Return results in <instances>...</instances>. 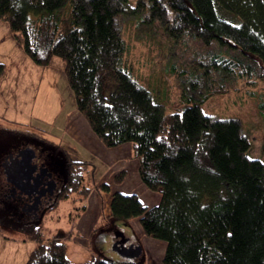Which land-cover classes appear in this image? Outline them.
<instances>
[{
  "label": "trees",
  "instance_id": "obj_1",
  "mask_svg": "<svg viewBox=\"0 0 264 264\" xmlns=\"http://www.w3.org/2000/svg\"><path fill=\"white\" fill-rule=\"evenodd\" d=\"M67 2L72 16L65 31L58 10ZM128 6L129 0H0V17L36 63L47 65L56 55L63 59L77 108L92 130L109 146L131 142L142 182L160 190L153 206L137 193L114 191L108 221L138 216L146 234L166 240L164 264H264V161L247 155L250 143L238 120L213 118L195 100L165 112L138 84L122 61L121 16ZM136 9H147L149 20L160 22L172 37L188 35L206 46H226L227 53L207 50L218 73L248 84L264 78V0H138ZM107 80L115 82L109 94ZM228 90L225 84L211 87L210 93ZM37 139L54 148L53 141ZM64 150L43 153L61 176L66 173L45 210L72 194L81 209L96 184V163ZM98 186L109 187L106 182ZM4 188L16 216L28 221L21 230L36 241L24 264H144L100 254L71 260L63 235L45 237L40 217L25 216L6 183Z\"/></svg>",
  "mask_w": 264,
  "mask_h": 264
},
{
  "label": "rangeland",
  "instance_id": "obj_2",
  "mask_svg": "<svg viewBox=\"0 0 264 264\" xmlns=\"http://www.w3.org/2000/svg\"><path fill=\"white\" fill-rule=\"evenodd\" d=\"M137 1L129 0L128 10L121 16L126 42L122 61L133 78L151 91L165 112L181 110L189 100H195L213 118L238 120L250 143L247 155L264 161V78L248 84L231 74L218 73V68L210 65L207 50L227 53L226 46H206L188 35H168L160 22L149 20L147 9H136ZM71 7V2H67L58 10L65 31L70 27ZM228 50L235 52L233 47ZM0 63V161L11 148L30 143L42 153L50 150L60 155L58 152L66 153V149L73 158L96 163V184L86 197L88 206L72 220L80 206L72 194L55 209L42 211L38 222L44 236L63 235L67 255L75 262L96 254L116 260L114 244L120 231L137 242V258L144 264H164L166 240L146 234L138 216L117 221L106 218L110 199L118 187L136 189L151 205L160 199L159 189L148 188L142 182L132 143L105 144L77 108L63 59L56 55L47 65L36 63L1 17ZM225 84L230 85L227 92L210 93L211 87ZM114 87L115 82L107 80L106 94ZM37 135L53 141L54 148L51 143L38 140ZM58 146L60 149H55ZM122 169L126 171L118 180L115 175ZM103 181H108V188L97 187ZM4 186L0 167V264H24L36 241L26 238L21 230L28 221L16 216L13 202L4 197Z\"/></svg>",
  "mask_w": 264,
  "mask_h": 264
},
{
  "label": "water",
  "instance_id": "obj_3",
  "mask_svg": "<svg viewBox=\"0 0 264 264\" xmlns=\"http://www.w3.org/2000/svg\"><path fill=\"white\" fill-rule=\"evenodd\" d=\"M38 166L39 156L32 146L19 150L17 158L7 156L2 162L6 180L13 181L15 187L29 197L28 210L38 209L43 196L47 192L53 194L56 187L55 180L50 176H47L46 180L41 182V178L47 173V165L42 163L40 169L36 172ZM114 246L122 257L134 259L139 254L137 242L125 237L121 232L118 233Z\"/></svg>",
  "mask_w": 264,
  "mask_h": 264
},
{
  "label": "flooded vegetation",
  "instance_id": "obj_4",
  "mask_svg": "<svg viewBox=\"0 0 264 264\" xmlns=\"http://www.w3.org/2000/svg\"><path fill=\"white\" fill-rule=\"evenodd\" d=\"M28 146H32L35 153L39 156V166H38L36 172L40 169L42 163H45L47 165V173L45 176H43V178H41V182L45 181L47 176H50L51 178H53L55 180V183H56L54 193L50 194L49 192H47L43 196V199L41 200L40 206L38 209L28 210L29 197L27 195L21 193L15 187V184L13 181L6 180L4 173H3V175H4V179H5V183L7 185V188L9 189V192H10V197L14 200H18L17 203L19 205V210H21L24 213V215L27 217H36V216L39 217V214L42 213V211H44L45 209H47V207L55 199L56 193L59 191V189L61 188V185L63 184V177L58 172V169H56L52 164H49L48 159L43 155V153L40 150L38 151L37 149H35V147L33 145H31L30 143H26V144L22 143L21 145H18L14 148H11L9 151H7L5 157H3V159L0 161V167H1L2 172H3L2 162L5 160V158L7 156L9 158L10 157L17 158L19 156V150H24Z\"/></svg>",
  "mask_w": 264,
  "mask_h": 264
},
{
  "label": "crops",
  "instance_id": "obj_5",
  "mask_svg": "<svg viewBox=\"0 0 264 264\" xmlns=\"http://www.w3.org/2000/svg\"><path fill=\"white\" fill-rule=\"evenodd\" d=\"M67 128V127H66ZM65 128V129H66ZM103 182H105V181H103ZM106 183L108 184V181H106ZM116 190H119V191H121V192H124V193H131V192H134V193H137L138 195H139V197H140V199L142 200V202L145 204V205H147V206H153V205H156V204H158L159 203V201H160V199H161V196H160V199L158 200V201H156V203H154V204H149V201L148 200H144L143 198H142V196H141V194H140V192H138L136 189H132V188H124V187H118V188H116L114 191H116ZM112 198V197H111ZM87 199H85L83 202H82V204H81V209L79 208V209H77V212L74 214V216H73V218H72V220H74V219H76V217L78 216V215H80L81 213H82V211L83 210H85V208L88 206V204H87V201H86ZM110 202H111V199H110ZM110 205V204H109ZM106 213V216L107 215H109L110 213H111V206H109L108 208H107V211L105 212ZM71 220V221H72ZM74 230V229H73ZM75 231V230H74ZM73 231V232H74ZM66 235H70L69 234V232H66ZM64 238V237H63ZM65 239V238H64ZM66 240V239H65ZM114 250H116V249H114ZM118 252V251H117ZM116 253V252H115ZM117 255V257H118V259H121V258H123L121 255H120V253L118 252V253H116Z\"/></svg>",
  "mask_w": 264,
  "mask_h": 264
}]
</instances>
